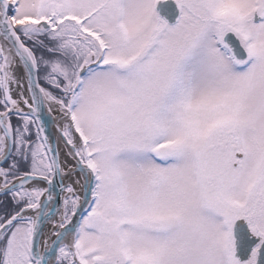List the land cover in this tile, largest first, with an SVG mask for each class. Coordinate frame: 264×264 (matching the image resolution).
<instances>
[{"label":"snow or ice","instance_id":"obj_1","mask_svg":"<svg viewBox=\"0 0 264 264\" xmlns=\"http://www.w3.org/2000/svg\"><path fill=\"white\" fill-rule=\"evenodd\" d=\"M0 264H264V0H0Z\"/></svg>","mask_w":264,"mask_h":264}]
</instances>
